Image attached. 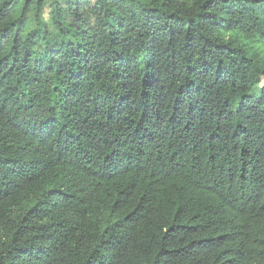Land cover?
<instances>
[{"label": "trees", "instance_id": "trees-1", "mask_svg": "<svg viewBox=\"0 0 264 264\" xmlns=\"http://www.w3.org/2000/svg\"><path fill=\"white\" fill-rule=\"evenodd\" d=\"M0 264H264V0H0Z\"/></svg>", "mask_w": 264, "mask_h": 264}]
</instances>
